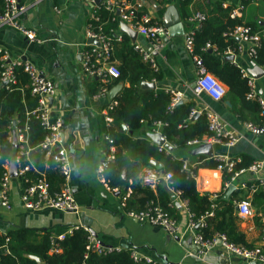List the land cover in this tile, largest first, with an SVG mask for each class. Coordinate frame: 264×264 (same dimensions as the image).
<instances>
[{
  "label": "crops",
  "instance_id": "crops-1",
  "mask_svg": "<svg viewBox=\"0 0 264 264\" xmlns=\"http://www.w3.org/2000/svg\"><path fill=\"white\" fill-rule=\"evenodd\" d=\"M18 1L26 7V11L22 14V21L28 27L34 28L37 37L44 41L41 43L28 42L24 36L11 27L0 26V49L7 52L11 58L27 60L36 65L44 76L55 83L56 89L51 104L54 113L60 115L63 120L64 138L62 144L68 150H72L71 152L69 150L73 165L70 185L77 210L75 212L48 208L38 211L26 210L20 202L23 185L15 174L11 176V207L6 209L0 205V233H6L15 228H29L39 232L48 230L51 236L55 237L66 232L72 226L84 225L96 234V239L103 245L129 248L141 257H149L153 261L163 264H250L243 259L229 256L219 242H216L206 254L198 259L194 254L196 246L192 243L190 232L184 235L181 233L170 235L158 227L139 223L125 214V208H121L119 202L126 186L120 185L119 193L105 190L96 177V166L104 157L108 147L104 138L105 134L110 135L105 129L107 124L104 122L105 115H108V106L112 104L115 95L121 88L128 86V82L120 81L112 84L111 87H106L105 85L110 80L102 83L99 78H90L82 71L80 54L89 41L85 31L92 6L84 0ZM102 1L104 0L100 1V6ZM224 1L232 4L236 0H223L222 2ZM171 4L176 7L179 13L178 0H166L165 3H160L159 0H144L143 5L150 18L160 21L163 26L164 12ZM251 5L259 8L256 13L251 10ZM114 13L119 14L118 11ZM240 17L244 20H256L260 25H264V0L247 3ZM181 22L184 27L183 35L169 36L167 33L162 36L163 47L160 50H152L150 43L138 34L132 41L128 32L121 30L123 22L119 21V30L115 33L121 35L126 33L133 46L137 43L151 50L158 66L157 72H160L161 75L157 81L154 79L140 81L139 88L141 90L181 91L183 93L182 101L192 100L195 102V107L208 106L218 114L234 133L236 141L231 146L210 141L202 143L212 144L213 157L209 158L224 156L236 162L242 161L243 158L249 159L251 162L263 159L264 137L254 135L245 129L244 122L240 121L231 111L229 101L224 99L214 101L206 94L197 98L193 94L195 70L191 56L186 51L184 44V37L190 30L191 23L188 21V17L185 20L181 19ZM258 33L264 34V29ZM237 41L242 50L234 55L229 54L234 56L232 62L252 77L254 76L250 70L253 69V66L256 65L262 70V74L254 78V85L256 93L264 100V67L255 63L254 59L248 55L247 42ZM94 80L103 85L97 91L91 92ZM144 82L154 83L155 88L144 87ZM102 87L106 88L105 94L94 97L93 95L98 93ZM11 118L12 124L14 122L15 125L17 117ZM121 128L125 132H130L125 124H122ZM148 133H153V131L148 128L146 123H143L133 133V136L149 139L155 143L149 138ZM189 148L191 150L193 147ZM168 151L176 158H183L188 166L193 165L196 156H198L190 153L188 155L185 151L176 150L173 147ZM13 152L14 149L8 160L9 173L11 165H14L11 161ZM127 158L128 161L141 165L137 175L139 181L145 169L154 168L150 162L156 161L145 160L134 150L128 151ZM126 170L124 167L120 173L122 182L127 179ZM223 178V171L218 170L217 167L199 168L194 176L196 189L200 194H208L210 197L213 193L218 195L221 193L223 199H229L237 189L243 190L240 199L249 200L252 214L240 217L237 213V228L244 235L248 245L260 246L264 249V230L261 227L263 213L259 212L256 207V204L259 205V200L253 202L255 191H251V185H258L260 180H264V165L257 172L241 174L233 182L225 181L224 183ZM161 182L160 185L167 190L170 196L168 206L173 209L172 216L177 219L181 227H184L191 217L187 206L183 203L180 195L168 188L166 181ZM242 182L245 184L244 187L240 184ZM226 183L228 185H225ZM230 184L234 186V189L227 197H224ZM152 190L156 193V188ZM154 203L160 204L156 200ZM135 207L137 206L133 205V208Z\"/></svg>",
  "mask_w": 264,
  "mask_h": 264
},
{
  "label": "trees",
  "instance_id": "trees-1",
  "mask_svg": "<svg viewBox=\"0 0 264 264\" xmlns=\"http://www.w3.org/2000/svg\"><path fill=\"white\" fill-rule=\"evenodd\" d=\"M165 1L159 0L160 3H165ZM222 1L178 0L180 18L185 20L194 11L205 14L202 25L194 31V53L203 59L208 71L226 85L227 91L223 99L230 102V109L237 118L242 122L262 124L264 117L260 115L258 102L246 97L248 78L243 76L241 68L234 62L224 59L228 50L237 52L239 42L234 37L224 36L223 33L239 24H244L256 32L264 29V25H260L256 20H244L242 17L232 18L230 9L234 3L223 7ZM97 11L99 20L91 22L92 29L101 28L103 32L113 37L114 33L119 30L118 16L105 10L102 5ZM143 11L146 9L143 8ZM259 35L260 45L256 48V55L253 59L258 65H263L264 34ZM207 42L212 47L203 49ZM112 59L117 62L120 76L111 79L105 86L111 87L112 84L120 81L128 82V86H123L115 95L112 102L114 104L108 110V114L112 116L113 120L108 126H104L116 146L115 160L109 165L106 177L111 185L116 186H127L128 180L131 179L133 192L128 198L127 208L143 209L146 204L156 200L169 214L173 215V209L168 206L170 196L167 190L160 185L162 182H158L156 193H154L152 189L137 179L141 165L128 161L127 158L128 151L134 150L145 160L153 159L160 162L162 164L159 170L161 173H171L170 185L175 190H179L181 197L187 200L186 206L191 218L197 220L207 211L212 210L213 215L204 219L205 226L198 228L204 238L210 239L216 233H224L230 242L248 245L236 225L238 212L234 200L241 198L243 190L237 189L229 199H223L220 193L217 199L212 200L208 194H200L196 189L192 174H195L199 168H216L219 162L215 158L198 155L193 165H189L187 170H182L183 158H176L169 151H159L158 145L149 139L133 136V133L143 123H146L152 130L153 121L161 120L167 123L160 128L167 143L174 149L183 150L190 155L187 141L210 135L203 114H198L193 119L190 117L195 102L181 100L169 109L171 99L169 91L141 90L139 88L140 81H151L152 79L157 81L161 75L160 72L154 71L134 50L126 33H122L121 40H114ZM15 73L17 77L15 84L8 88L0 87V174L1 163L11 155L14 149L13 142L8 140L9 126H12L11 117L16 116L19 119L18 126L23 125L24 122L28 123V143L31 146H36L46 132L35 116L25 114L26 110H31L35 106V98L29 92V79L22 68L16 67ZM101 85H103L101 82L94 80L91 92L97 91ZM122 124H125L131 133L125 132L121 128ZM29 157L37 169L45 172L51 188L57 190L61 185L62 177L54 162L51 159H46L38 149L32 150ZM250 162L249 159L243 158L242 161L235 164L234 168L247 167ZM124 167L127 169V179L122 182L120 173ZM29 175L32 178L36 176L32 171L29 172ZM230 176V172L223 171L224 183L230 180ZM255 200H259V205L256 204V207L259 212L263 213L264 192L262 190L258 189L254 192V203ZM212 204L215 206L212 207ZM133 205L137 207L133 208ZM87 243V232L82 228L75 229L62 240L56 241L48 230L39 232L29 228H15L6 233H0V264H139L131 257L129 248L124 247L119 251L97 253L87 250ZM54 245L60 248L59 251L50 252ZM30 255L39 257L41 263L31 258ZM149 264L163 263L154 261Z\"/></svg>",
  "mask_w": 264,
  "mask_h": 264
},
{
  "label": "built area",
  "instance_id": "built-area-1",
  "mask_svg": "<svg viewBox=\"0 0 264 264\" xmlns=\"http://www.w3.org/2000/svg\"><path fill=\"white\" fill-rule=\"evenodd\" d=\"M84 1L92 6V12L85 31V34L90 39V42L85 44L86 48L80 54L82 71L90 78H99L102 83H106L109 80L120 76L117 62L115 59H112V53L114 40H121L122 35L120 33H114V36L112 37L103 32L101 28L93 30L91 22L99 20L97 9L100 8V5H97L95 0ZM259 1L261 0H236L234 6L230 9V16L232 18L240 17L241 12L246 6V2L257 3ZM143 4L144 0H104L101 5L109 12L114 13L118 11L119 14L117 16L120 22H123L129 28L135 30L138 35L144 37L150 43L152 50H160L164 45L162 36L167 35V29L164 28V26H162V24L158 21L151 19L146 11H143ZM230 5L231 4L227 1L222 2L223 7ZM25 11L26 7L20 4L18 0H1L0 26L11 27L24 36L28 42H43L44 40L37 37L35 29L28 27L22 21V14ZM204 19L205 14L203 12H192L188 17V21L191 23V28L184 37L185 48L191 56L195 70L193 94L197 98H199L202 94H206L214 101H221L227 91L226 85L210 73L204 64L203 59L194 53V31L200 28ZM223 35L234 37L239 41L241 40L243 42H247L248 47L246 49L248 55L252 58L255 57L256 48L260 45V35L258 32L252 31L244 24H239L234 28L225 31ZM133 47L154 71L158 70L155 57L151 50L137 43H135ZM211 47L212 45L207 42L203 46V49H210ZM241 50L242 47L239 44L237 52ZM235 53L236 51L234 52L228 50L226 52V56L229 54L234 55ZM16 67H21L23 72L27 75L29 79V92L31 96L35 98V106L31 110H26L25 114L35 116L39 120L42 128L46 131L43 139L36 146H31L28 143L29 126L27 122L18 126L19 119H17L14 126H9L8 140L15 141L13 159H11V161H13L15 165L16 177L21 180L23 185L20 193V202L23 208L28 211H38L48 208L59 211L75 212L77 210V204L70 185L73 165L69 150L62 144L63 140L61 137V133L63 132V120L60 115L54 113L52 104L50 103V99H52L55 94V83L50 78L44 76L36 65L27 60L11 58L7 52L0 49V87L6 86L8 88L10 85L17 82L15 73ZM241 71L243 76L248 78V92L246 97L248 99H255L258 102L260 115L264 117V100L256 93L254 77L245 73L242 69ZM105 92L106 88L102 87L99 92L93 96H103ZM170 94L171 99L168 107L169 109L173 108L179 101H181L183 96L181 91L171 90ZM112 105L113 104H110L108 106V110L112 107ZM196 113L203 114L205 116L207 129L210 135L204 136L201 139L195 138L188 140L187 146L194 147L208 141L223 143L226 146L234 144L236 136L229 129L227 123L222 120L218 114H216L208 106L192 108L190 117ZM104 122L109 125L112 122V117L109 114H106ZM166 124V122H162L161 120H154L152 131L161 133V126ZM244 127L252 134L264 137V123L252 124L250 122H244ZM104 138L108 143V147L104 157L96 166V177L105 190L119 193V186L111 185L106 177V171L109 165L115 160L116 146L114 144V140L108 134H105ZM164 142H167L165 138ZM34 149H38L46 159H51L54 162L55 167L58 169L62 177L59 189H52L45 172L37 169L31 162L29 154ZM158 150L168 151V148L164 145H158ZM215 159L219 162L217 166L218 170L231 173L229 182L235 181L237 177L245 172H257L264 165L263 158L251 162L247 167L235 169L234 167L237 163L235 160L224 156H219ZM8 160L9 157L5 158L3 163H1L2 171L0 174V205L6 209H10L11 207L10 189L12 177L9 173ZM187 169L188 163L184 161L182 164V170ZM30 171L36 174L35 178H32L29 175ZM192 175L195 176V174ZM170 179V172L161 173L155 168L145 169L143 174L140 176V181L147 185L150 189H155L159 181H166L168 183V188L174 190L175 193L181 196V192L179 190H175L170 185ZM131 182V180L128 181V185L121 194L119 202L120 207L125 208V214L131 219L142 224L158 227L170 235H176L178 233L184 235L185 233L190 232L192 234V243L196 246L194 254L198 259L206 254L216 242H219L229 256L243 259L248 263L255 262L264 264V249L260 246H250L243 243L230 242L224 233H216L210 239L203 237V234L198 228H203L205 226L204 219L207 216L213 215L212 210L207 211L197 220L190 217L187 220V224L184 227H181L177 219L169 214V212L158 203L150 202L146 204L143 209L127 208L128 198L133 192ZM240 184L243 187L245 186L243 182ZM225 185H228V183ZM258 189L264 192L263 179L259 181L258 185H251V191H256ZM217 197L218 194L213 193L210 198L215 200ZM182 201L185 205H187L186 199L182 198ZM234 203L240 217L250 216L252 214L251 205L248 199L243 198L234 200ZM211 206L214 207L215 205L212 204ZM261 227L264 230V212L261 215ZM78 228H82L85 232H87L88 243L86 245V249L89 251L106 253L110 251H119L124 248L101 245L96 239V236L92 234L89 227L84 225H76L68 228L66 232H62L55 236V241L62 240L66 235L72 233L73 230ZM6 241H8V239H6ZM59 249L60 248L57 245H54L50 249V252H57ZM131 257L139 264H149L154 262L149 257H141L133 250H131Z\"/></svg>",
  "mask_w": 264,
  "mask_h": 264
},
{
  "label": "water",
  "instance_id": "water-1",
  "mask_svg": "<svg viewBox=\"0 0 264 264\" xmlns=\"http://www.w3.org/2000/svg\"><path fill=\"white\" fill-rule=\"evenodd\" d=\"M101 0H95V3L97 5L100 4ZM163 26L164 28L167 29L168 35L169 36H180L184 34V27L183 24L181 22V18L180 15L176 9V7L171 4L169 5L165 12H164V16H163ZM121 30L122 31H126L128 32L129 36L131 37L132 41H134L136 39L137 33L136 31L130 30L125 24H121ZM90 42V39L89 41ZM234 58L233 55H228L225 56L224 59L226 61H232ZM251 74L254 76V78L260 76L262 74V70L258 67V66H253V69L250 70ZM144 87L146 88H155L154 83H149V82H144ZM52 102V99H50V103ZM180 102V101H179ZM228 104V102H226ZM198 114H194L191 118H195ZM14 126V122L12 124ZM148 136L150 139H152L157 145H164L165 147H167L168 149H171V146L167 143L164 142V138L161 135V133H157V132H153V133H148ZM61 137L62 140L64 138V134L63 132L61 133ZM13 145H15V141L13 140ZM70 152L72 151L71 149H69ZM189 153L191 155H199V154H203L206 155L208 157H213L212 154V144L211 143H205V144H199L198 146L193 147ZM150 164L157 170H160L161 168V164L156 162V161H151ZM16 174V169L14 167V165H11L10 168V175L14 176ZM234 189V186L232 184H230L228 186L227 191L224 194V197H227L228 194ZM237 209V208H236ZM92 234L94 236H96V234L94 232H92ZM101 245H103L100 242ZM31 258L35 259L37 262H41V259L39 257L36 256H30ZM250 264H259V263H255V262H251Z\"/></svg>",
  "mask_w": 264,
  "mask_h": 264
},
{
  "label": "rangeland",
  "instance_id": "rangeland-1",
  "mask_svg": "<svg viewBox=\"0 0 264 264\" xmlns=\"http://www.w3.org/2000/svg\"><path fill=\"white\" fill-rule=\"evenodd\" d=\"M251 10H253L255 13L257 12V10L259 9L258 7H255L254 5L250 6Z\"/></svg>",
  "mask_w": 264,
  "mask_h": 264
}]
</instances>
